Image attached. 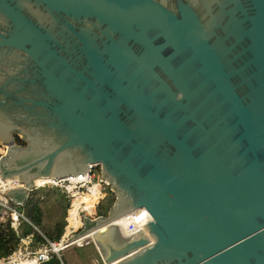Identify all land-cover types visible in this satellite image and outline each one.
Returning <instances> with one entry per match:
<instances>
[{
  "label": "water",
  "instance_id": "obj_1",
  "mask_svg": "<svg viewBox=\"0 0 264 264\" xmlns=\"http://www.w3.org/2000/svg\"><path fill=\"white\" fill-rule=\"evenodd\" d=\"M0 145L19 205L99 164L106 264H264V0H0Z\"/></svg>",
  "mask_w": 264,
  "mask_h": 264
},
{
  "label": "built area",
  "instance_id": "obj_2",
  "mask_svg": "<svg viewBox=\"0 0 264 264\" xmlns=\"http://www.w3.org/2000/svg\"><path fill=\"white\" fill-rule=\"evenodd\" d=\"M0 157L4 152V146L0 145ZM90 177H69L59 181H43L35 186L56 187L64 192L68 207L64 219L66 221L65 231L57 240L46 238L41 246L35 250H28L27 246L31 242L30 234L20 237L17 248L12 254L0 257V264H42L43 261L55 257L65 264L62 258L63 250L73 244L83 245L89 243L91 236L85 234L72 241H68L83 224V217H95L97 214V205L102 200L108 190L111 191L110 184L101 178L99 164L89 166ZM0 206L2 213L10 216L11 226L17 228L20 219L28 220L24 212L19 208V204L10 200L6 195V190L0 189ZM5 216V217H6ZM24 248V250L22 249Z\"/></svg>",
  "mask_w": 264,
  "mask_h": 264
},
{
  "label": "trees",
  "instance_id": "obj_3",
  "mask_svg": "<svg viewBox=\"0 0 264 264\" xmlns=\"http://www.w3.org/2000/svg\"><path fill=\"white\" fill-rule=\"evenodd\" d=\"M18 143L24 141L16 136ZM58 208V217L52 222L44 221V208L42 203L50 199ZM115 199L112 191L107 192L106 196L97 205V214H106ZM68 207V200L63 191L56 187L42 186L30 190L24 203L19 208L27 216L28 220L22 218L14 228L10 223V216L0 220V257H5L13 253L17 248L21 236L30 234L32 242L42 243L46 238L57 240L61 237L66 223L64 216Z\"/></svg>",
  "mask_w": 264,
  "mask_h": 264
},
{
  "label": "rangeland",
  "instance_id": "obj_4",
  "mask_svg": "<svg viewBox=\"0 0 264 264\" xmlns=\"http://www.w3.org/2000/svg\"><path fill=\"white\" fill-rule=\"evenodd\" d=\"M1 148V147H0ZM34 190V189H33ZM52 195H50V199H47L42 203L44 208V221L47 223H52L58 217V208L51 201ZM5 213H2V209L0 206V220H4L6 217ZM65 231V227H64ZM63 231V232H64ZM90 242L83 245H70L63 250L62 258L65 264H106L99 253V250L96 247V244L93 239L89 238ZM41 243H29L27 249L35 250L39 248ZM24 250V248L22 247ZM14 255V254H12ZM53 264H62L60 260H57Z\"/></svg>",
  "mask_w": 264,
  "mask_h": 264
},
{
  "label": "bare ground",
  "instance_id": "obj_5",
  "mask_svg": "<svg viewBox=\"0 0 264 264\" xmlns=\"http://www.w3.org/2000/svg\"><path fill=\"white\" fill-rule=\"evenodd\" d=\"M88 236H91L94 241L96 240L92 232L88 233Z\"/></svg>",
  "mask_w": 264,
  "mask_h": 264
}]
</instances>
